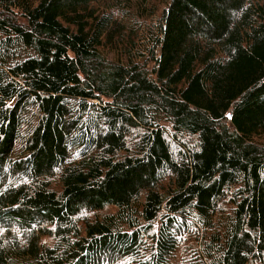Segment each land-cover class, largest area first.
Wrapping results in <instances>:
<instances>
[{"label":"trees","instance_id":"16d2710c","mask_svg":"<svg viewBox=\"0 0 264 264\" xmlns=\"http://www.w3.org/2000/svg\"><path fill=\"white\" fill-rule=\"evenodd\" d=\"M0 264H264V0H0Z\"/></svg>","mask_w":264,"mask_h":264}]
</instances>
